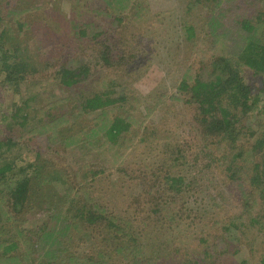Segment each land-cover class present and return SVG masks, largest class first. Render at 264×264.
<instances>
[{"label": "rangeland", "instance_id": "rangeland-1", "mask_svg": "<svg viewBox=\"0 0 264 264\" xmlns=\"http://www.w3.org/2000/svg\"><path fill=\"white\" fill-rule=\"evenodd\" d=\"M128 1V6L123 0L113 9L109 0H13L15 5L0 0V10L6 14L0 21V34L2 30H7V34L0 39L5 42L7 50L14 49L16 45L20 54L29 55L37 68L35 74H30L31 69L28 70L30 79L22 84L18 93L3 87L4 74H0V139L13 136L19 145L18 150L22 152L23 161L33 160V150L39 148L40 164L47 165L42 187L45 195L50 193L51 197L40 204V209L27 212L19 223V229L36 230L51 211L57 210L58 204H65L71 198L74 199V206L68 213L70 219L80 205L87 207L95 204L102 206L114 221L122 217L141 228L139 222L152 217L149 209L153 196L148 191L144 194L141 192L143 189L139 186L140 177L137 176L143 172L148 177L158 173L162 151L174 147L181 149L184 154V163L179 167L184 176V185L196 192L191 207L195 212L192 213V217L196 218L194 223L189 218L190 214L183 209L182 214L189 221H174L175 230L168 237V240L174 237L182 246L184 253L181 257L196 256L207 247L217 244L214 264L220 261L223 264H239L240 259L247 260L249 264H264V234L257 226L248 224L253 206L248 202L247 195L250 199L252 197L245 187L236 181L231 182L229 173L217 165L221 159L220 150L218 153L212 151V145H206L197 138L193 128L196 127L192 118L194 112L185 103V94L178 89V80L187 69L195 67V61L206 53L213 52L212 44L207 42L208 36H203L205 28H201L208 17V8L195 5L194 0ZM10 5L16 10L11 14L8 11ZM114 16H120L122 22L116 21ZM17 23H22L23 28L19 29ZM192 25L196 27L195 55L191 53L192 40L186 34V27ZM97 31L102 33L101 40L105 39V33L108 32L109 38H114L110 42L117 46L126 45L128 49L116 50L117 56L124 53L123 57L112 56L108 64L101 62V65L96 66L92 61L94 69L86 80H82L76 91L109 92V98L117 102L107 108L108 114L123 116L130 122V127L124 131L114 148H110L104 144L100 131L104 115L100 111L91 112L85 114L80 130L74 124L67 137L63 136L56 142L54 136L58 127L49 132H46L48 129L40 132L36 129L37 124H34L37 119L42 117L53 124L61 116L67 119L80 116V112L71 93L51 79L53 70L50 65L60 60L68 62L71 58L74 61L82 57L85 61L91 60L89 50L96 41L92 36ZM13 38L17 42L14 43ZM143 50L146 58L140 57L142 55L139 53L135 64L128 61L127 51L131 54ZM244 76L247 82L264 84L263 77H255L248 70ZM259 97L262 106L264 93ZM25 99H28L29 104L27 110L34 118L30 119L28 125V128L33 125L32 132L8 118L12 103ZM59 99H62V103H56ZM97 119L99 122L95 123ZM245 119L248 125L256 127L258 122L264 124V113L255 110ZM77 130L82 131L80 133L83 136L71 138ZM30 134L33 141L28 139ZM26 138L30 142L29 146L25 145ZM210 153L214 156L208 158ZM36 162L39 163V160ZM102 167L105 171H102ZM139 195L143 205L140 206L141 211L136 213L134 200ZM189 198V194H185V197L183 194L180 199L184 203ZM163 199L167 200V197ZM243 224L245 227L240 231L237 226ZM88 226L86 221L72 226L70 232L66 233V237L69 235L66 241L60 235L68 252L79 261L85 258L84 264H89L88 260L93 257L110 260L108 264H120L121 260L117 261V258H123L120 252L112 254L114 233L110 230L106 233L105 227L101 225L98 227L101 235L97 237L96 232ZM8 228L6 226V230ZM16 236H19L18 232ZM105 236L114 237L113 241L108 244L103 242ZM170 246L175 247L171 243L165 245L167 250L145 246L140 251L157 258L164 255ZM98 251L102 253V258ZM24 253L21 250L19 255ZM126 256L127 260L133 257ZM40 257L41 254L33 258L37 264L41 262ZM155 264L187 263L162 258L156 260Z\"/></svg>", "mask_w": 264, "mask_h": 264}, {"label": "trees", "instance_id": "trees-1", "mask_svg": "<svg viewBox=\"0 0 264 264\" xmlns=\"http://www.w3.org/2000/svg\"><path fill=\"white\" fill-rule=\"evenodd\" d=\"M12 1L7 0V3L15 5ZM120 2L123 3V0H109L110 7L113 9L117 7V4H121ZM125 2L126 6L130 4L128 0ZM194 2L197 6L208 8L206 11L208 17L202 23L201 28H205L206 33L203 36H208L207 42L212 44L213 52L206 53L204 57L195 61V67L191 66L187 69L185 75L178 80V89L185 94L184 101L194 112L192 118L195 120L196 127L193 128L197 138L206 145H212V151L216 150L218 153L220 150L221 159L218 162L221 164L217 165L229 173L231 182H238L251 195V199L247 195L248 202L253 206L249 213L248 224L257 226L264 234V124L258 122L254 127L245 122V118L255 110L264 113V104L262 106L259 104V96L264 93V84L247 82L244 76V72L248 70L253 76L264 78V4L262 5L264 0H194ZM13 5H10L8 9L10 14L16 11ZM5 15L0 10V21H3ZM114 19L119 23L122 22L120 16H114ZM17 24H19V29L23 28L22 23ZM195 31L196 27L193 25L186 27V34L190 41L192 40L191 53L197 41L194 40ZM99 33L101 31L95 32L92 36V39L96 41L89 50L91 60L85 61L82 57L74 61L71 58L68 62H60V60L59 63L50 65L53 70L51 79L71 93L80 112V116L67 119L61 116L62 118L55 119L53 124L42 117L37 119L34 124H37L36 129L40 132L47 129L46 132H49L50 129L58 127L54 136L56 142L60 141L59 139L63 136L67 137V133L74 124L80 130L84 124L85 114L91 112L100 111L99 113L104 115L102 130H99L103 133L101 136L104 144L110 148H114L124 131H128L130 127V122L123 116L108 114L107 108L117 102L109 98V92L106 90L76 91L82 80H86L90 71L94 69L93 62L96 66L101 65V62L108 64L112 56H117L116 50L128 49L126 45L117 46L112 42L114 38H109L108 32L105 33L104 40L100 39L102 33ZM6 34L7 30H2L0 37ZM80 34L83 35V32L80 31ZM13 41L17 42L14 38ZM4 43L0 39V74H4L2 85L18 93L22 84L29 81L30 74L37 73V68H35L34 60L29 59L26 53L20 54L16 45L14 49L7 50ZM126 53L131 64L136 63L139 53L142 55L140 57H147L144 50L138 53L129 54V51ZM120 55L117 57H123L124 53ZM84 57L86 58L85 55ZM29 69H31L30 74ZM188 72L192 74L187 75ZM60 102L62 103V99L56 101V103ZM12 104L8 118L19 126L28 128L30 119H34L27 110L29 108L28 99ZM48 115L50 116L49 113ZM96 122H99V119ZM28 129L32 132L33 125ZM79 130L70 137L83 136L80 133L82 131ZM28 139L33 141L31 134ZM28 139L26 138L25 143L27 144L25 145L29 146ZM18 149L19 145L13 136L0 139V264H37L33 258L39 254H41L39 264H84L85 258H82V261L77 260L68 252L64 240L60 238L62 235L66 241L69 238V235L66 237V233L81 221H86L88 227L96 232L97 237L101 235L98 229L101 225L105 227L106 233L109 230L114 233L115 238L105 236L102 241L108 244L114 238L115 243L111 245L114 249L112 254L121 253L119 255L123 258H117V261L121 260L120 264H155L156 260L162 258L172 262L181 263L183 261L187 264H214V260L216 261L214 256L217 244L207 247L196 256L189 255L182 258L181 254L184 250L179 242L177 243L174 237L168 240L169 235L175 230L174 221L185 223L190 218L194 223L196 219L192 217V213H195L194 208L191 209L192 198L195 197L196 192L184 185V176L179 171V167L184 163L182 161L184 154L181 149L165 148L161 153L162 159L159 162L158 173L148 177L143 172L137 176L140 177L138 182L143 189L141 192L151 193L150 196H153L152 201H154L152 203L149 199L151 205L149 212L152 213V217L148 221L139 222L141 228L133 226L131 220H124L122 217L114 221L111 215L108 216L105 213L102 206L89 203L90 206L80 205L75 209L70 219L68 213L73 210L74 206V199L71 198L65 204H58L57 210L54 209L53 213L51 211L36 230H20L19 223L24 220L27 212H35L41 208L40 204H44L47 198L51 199L50 193L45 195L42 187L46 175L44 170L47 165L40 164L39 148L32 149L35 156L29 161L22 160L24 159L21 158L22 152ZM211 156H214L213 153L207 157ZM37 160L39 163L36 162ZM102 171H105L103 167ZM125 176L128 177V175ZM166 193L168 195L165 196ZM183 194L184 197L185 194H189L188 202L183 203L180 199ZM164 197H167V200L163 199ZM141 205L143 203L139 195L134 200L136 213L141 211ZM183 209L190 214L189 218L184 217ZM6 226L13 229L6 230ZM237 227L243 231L245 224ZM16 232L19 236H16ZM171 243L175 247L170 246L161 257H151V255H144L143 250L140 251L145 246L167 250L164 248L165 245H171ZM125 244H128V247H125ZM21 250L25 252L23 255H19ZM98 253L102 258V253L99 251ZM126 255L133 257L127 260ZM109 258L111 259L112 256ZM102 260L93 257L88 262L89 264H108L110 261ZM115 260L116 258L112 261ZM219 264L223 262L220 261ZM239 264L249 263L245 259H240Z\"/></svg>", "mask_w": 264, "mask_h": 264}]
</instances>
